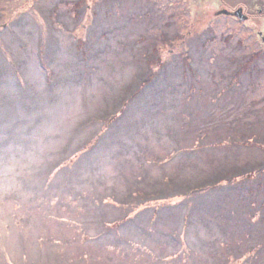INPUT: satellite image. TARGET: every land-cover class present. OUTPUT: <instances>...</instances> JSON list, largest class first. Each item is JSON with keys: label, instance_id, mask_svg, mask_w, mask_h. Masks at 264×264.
I'll list each match as a JSON object with an SVG mask.
<instances>
[{"label": "rangeland", "instance_id": "obj_1", "mask_svg": "<svg viewBox=\"0 0 264 264\" xmlns=\"http://www.w3.org/2000/svg\"><path fill=\"white\" fill-rule=\"evenodd\" d=\"M257 4L0 0V264H264Z\"/></svg>", "mask_w": 264, "mask_h": 264}, {"label": "flooded vegetation", "instance_id": "obj_2", "mask_svg": "<svg viewBox=\"0 0 264 264\" xmlns=\"http://www.w3.org/2000/svg\"><path fill=\"white\" fill-rule=\"evenodd\" d=\"M256 1H258V4L256 6L257 9L256 12L247 13V8L245 6L239 5L237 8L234 7L227 8L228 12H225L224 14L237 18V16L234 14V11L240 8L242 9V11H240L239 13L242 12V14L245 15L243 20H248L250 16H254L258 20L264 18V0H256ZM258 34L259 35L262 34L260 26H258ZM262 41L264 42V37L262 38Z\"/></svg>", "mask_w": 264, "mask_h": 264}, {"label": "water", "instance_id": "obj_3", "mask_svg": "<svg viewBox=\"0 0 264 264\" xmlns=\"http://www.w3.org/2000/svg\"><path fill=\"white\" fill-rule=\"evenodd\" d=\"M240 11H242V9L239 8L238 10L234 11V14H236L240 19H244L245 15H243L242 12L239 13ZM219 12H221V13L224 12L225 13V12H228V11L227 10H220Z\"/></svg>", "mask_w": 264, "mask_h": 264}]
</instances>
